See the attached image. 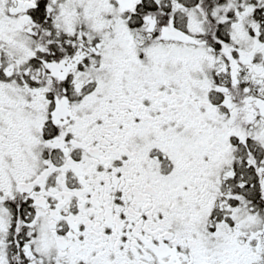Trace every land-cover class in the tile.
Listing matches in <instances>:
<instances>
[{
  "label": "snow or ice",
  "instance_id": "6c2138e0",
  "mask_svg": "<svg viewBox=\"0 0 264 264\" xmlns=\"http://www.w3.org/2000/svg\"><path fill=\"white\" fill-rule=\"evenodd\" d=\"M0 264H264V0H0Z\"/></svg>",
  "mask_w": 264,
  "mask_h": 264
}]
</instances>
